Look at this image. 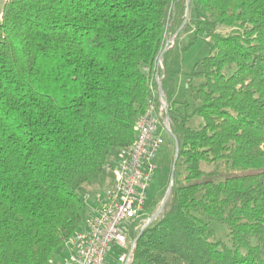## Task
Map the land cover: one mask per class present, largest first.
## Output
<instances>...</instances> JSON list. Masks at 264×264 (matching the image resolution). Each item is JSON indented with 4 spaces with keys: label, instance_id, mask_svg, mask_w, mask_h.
Instances as JSON below:
<instances>
[{
    "label": "trees",
    "instance_id": "trees-1",
    "mask_svg": "<svg viewBox=\"0 0 264 264\" xmlns=\"http://www.w3.org/2000/svg\"><path fill=\"white\" fill-rule=\"evenodd\" d=\"M187 2L5 0L0 264H48L81 227L83 196L136 142L170 69L167 35L191 10L210 43L190 73L199 104L168 106L174 185L157 218L128 225L131 264H264V0Z\"/></svg>",
    "mask_w": 264,
    "mask_h": 264
},
{
    "label": "built area",
    "instance_id": "built-area-1",
    "mask_svg": "<svg viewBox=\"0 0 264 264\" xmlns=\"http://www.w3.org/2000/svg\"><path fill=\"white\" fill-rule=\"evenodd\" d=\"M161 77L157 84L150 85L153 96L138 119L136 142L109 159L108 183L83 196V224L64 239L66 256L61 264H131L133 261L136 242L130 240L127 228L145 211L147 188L157 170L155 158L164 143L162 134L169 129ZM112 250H115L114 259L110 260Z\"/></svg>",
    "mask_w": 264,
    "mask_h": 264
},
{
    "label": "rangeland",
    "instance_id": "rangeland-1",
    "mask_svg": "<svg viewBox=\"0 0 264 264\" xmlns=\"http://www.w3.org/2000/svg\"><path fill=\"white\" fill-rule=\"evenodd\" d=\"M4 3L5 0H0V20ZM189 17L190 20L187 22V18L185 21L186 23L184 22L185 24L182 25L177 32L170 31L167 35L163 51L168 52L173 50L174 53L170 62V69L165 75V85H162L161 89L164 95V102L167 103V106L170 105L172 109L177 108L180 111H188L190 113L193 107L199 104V101L196 99V84L199 82V79L191 77L190 73L195 67V64L210 53V43L208 42L207 33L204 32L200 33L198 36L195 35V26L192 21L195 17V12L193 10H191ZM167 44H169V46H167ZM160 59L161 62H163L162 58ZM163 78L161 81H163ZM201 123L202 118L199 115L194 116L193 120L190 122L194 127H199ZM162 135L164 137V143L155 158L157 170L147 188V201L143 213L144 216L149 212L154 213L159 209L170 184V175L173 168V159L175 157V139L169 130L164 131ZM106 183H108V180ZM104 186L105 185H102V187L90 188L87 192H96ZM148 219L149 217L146 218L144 222ZM65 250L66 249H64L62 245L48 264H61L60 262H62L66 256ZM114 251L115 250H112L111 255ZM113 256L114 255L109 257L110 260L114 259Z\"/></svg>",
    "mask_w": 264,
    "mask_h": 264
},
{
    "label": "water",
    "instance_id": "water-1",
    "mask_svg": "<svg viewBox=\"0 0 264 264\" xmlns=\"http://www.w3.org/2000/svg\"><path fill=\"white\" fill-rule=\"evenodd\" d=\"M187 9L189 10V0L187 2ZM186 23V22H185ZM184 23V24H185ZM183 24V25H184ZM162 94V92H161ZM167 123L169 125V112H168V106H167ZM169 128V127H168ZM170 129V128H169ZM168 129V130H169ZM170 133L172 134L171 130H169ZM178 153H179V143L177 142V140L175 139V157H174V161H173V168H172V171H171V175H170V184L168 186V189H167V193L163 199V201L161 202V205L159 207V209L154 212L148 220H146L143 228L145 226H147L150 222H152L155 218H157L159 216V214L162 212V210L164 209L168 199L170 198V195H171V191H172V188H173V185H174V167H175V164H176V161H177V158H178ZM141 234V233H140ZM137 241V238L134 240V242Z\"/></svg>",
    "mask_w": 264,
    "mask_h": 264
},
{
    "label": "crops",
    "instance_id": "crops-1",
    "mask_svg": "<svg viewBox=\"0 0 264 264\" xmlns=\"http://www.w3.org/2000/svg\"><path fill=\"white\" fill-rule=\"evenodd\" d=\"M169 90V89H168ZM105 185V184H104ZM95 187H98L97 184H93L90 188H95Z\"/></svg>",
    "mask_w": 264,
    "mask_h": 264
}]
</instances>
